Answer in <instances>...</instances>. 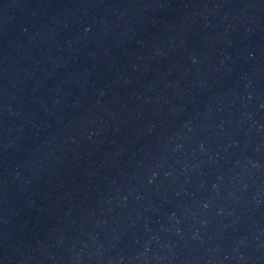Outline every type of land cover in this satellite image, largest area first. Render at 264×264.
Returning a JSON list of instances; mask_svg holds the SVG:
<instances>
[{
  "label": "water",
  "instance_id": "obj_1",
  "mask_svg": "<svg viewBox=\"0 0 264 264\" xmlns=\"http://www.w3.org/2000/svg\"><path fill=\"white\" fill-rule=\"evenodd\" d=\"M0 264H264V0H0Z\"/></svg>",
  "mask_w": 264,
  "mask_h": 264
}]
</instances>
